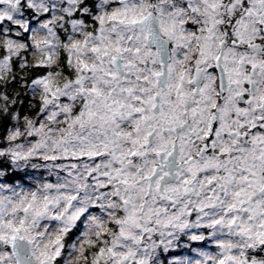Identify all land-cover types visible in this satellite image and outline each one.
Listing matches in <instances>:
<instances>
[{
    "label": "snow or ice",
    "instance_id": "snow-or-ice-1",
    "mask_svg": "<svg viewBox=\"0 0 264 264\" xmlns=\"http://www.w3.org/2000/svg\"><path fill=\"white\" fill-rule=\"evenodd\" d=\"M0 264H264V0H0Z\"/></svg>",
    "mask_w": 264,
    "mask_h": 264
}]
</instances>
